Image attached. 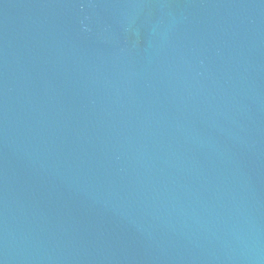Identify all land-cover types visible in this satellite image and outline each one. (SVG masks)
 Here are the masks:
<instances>
[{
    "label": "water",
    "instance_id": "obj_1",
    "mask_svg": "<svg viewBox=\"0 0 264 264\" xmlns=\"http://www.w3.org/2000/svg\"><path fill=\"white\" fill-rule=\"evenodd\" d=\"M0 264H264V0H0Z\"/></svg>",
    "mask_w": 264,
    "mask_h": 264
}]
</instances>
